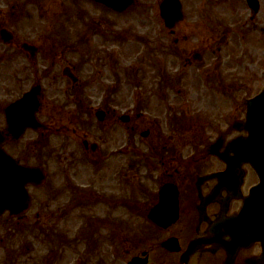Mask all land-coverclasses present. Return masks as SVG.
<instances>
[{
  "label": "flooded vegetation",
  "instance_id": "flooded-vegetation-1",
  "mask_svg": "<svg viewBox=\"0 0 264 264\" xmlns=\"http://www.w3.org/2000/svg\"><path fill=\"white\" fill-rule=\"evenodd\" d=\"M180 3L172 29L157 17V32L143 34V0L123 19L91 0H0L1 173L24 192L0 198V264H264L259 242L213 225L224 206L240 210L255 180L241 164L233 193L218 176V154L243 135L228 126L244 109L226 80L238 10ZM30 87L41 90L42 128L17 139L9 96Z\"/></svg>",
  "mask_w": 264,
  "mask_h": 264
},
{
  "label": "rangeland",
  "instance_id": "rangeland-1",
  "mask_svg": "<svg viewBox=\"0 0 264 264\" xmlns=\"http://www.w3.org/2000/svg\"><path fill=\"white\" fill-rule=\"evenodd\" d=\"M186 2L205 1L206 5H211L215 12H220L227 8L228 0H185ZM261 1V11L256 16L255 21L249 22V27H245V32L241 35L239 31L237 36L232 39L231 44L227 49V76L226 80L232 82L234 86H238V91L233 93L234 99L238 101V97L249 94L258 93L264 88V0ZM158 0H143V34L148 32H157L158 29ZM238 2L244 6L243 0H235V7H238ZM245 8V7H244ZM235 23L243 18H249L250 14L245 9L238 11L237 15L233 16ZM116 26L122 29L128 28L123 20H117ZM257 29L263 30L260 33V41H255ZM253 34V36H252ZM135 52L134 50L132 53ZM135 59L133 57V65ZM135 69V68H133ZM16 95L9 96L14 98ZM230 106V102H229ZM134 229V228H133ZM39 244H37V247ZM42 247V246H40Z\"/></svg>",
  "mask_w": 264,
  "mask_h": 264
},
{
  "label": "water",
  "instance_id": "water-1",
  "mask_svg": "<svg viewBox=\"0 0 264 264\" xmlns=\"http://www.w3.org/2000/svg\"><path fill=\"white\" fill-rule=\"evenodd\" d=\"M115 9L123 7L126 0H115L116 5L110 0H98ZM128 1V0H127ZM172 0H166L161 6L163 16L173 18L175 15L172 11ZM172 23V22H169ZM246 122L243 129L248 133V138L244 139L243 153L236 151L237 143L233 144V153L235 157L232 161H236L243 155V161L249 163L259 178V184L250 192V197L245 200L243 210L228 225L242 226L246 228V232L254 234V226L257 224L264 225V90L253 100L247 102ZM35 106L34 93L26 96L22 101L17 103L11 109L15 119L20 118L21 125L28 123L26 116H31ZM22 126L18 131H22Z\"/></svg>",
  "mask_w": 264,
  "mask_h": 264
}]
</instances>
